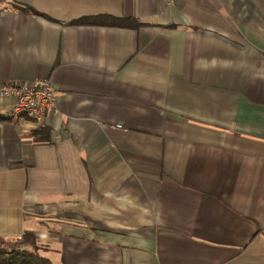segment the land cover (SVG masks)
Returning a JSON list of instances; mask_svg holds the SVG:
<instances>
[{
    "label": "crops",
    "instance_id": "crops-1",
    "mask_svg": "<svg viewBox=\"0 0 264 264\" xmlns=\"http://www.w3.org/2000/svg\"><path fill=\"white\" fill-rule=\"evenodd\" d=\"M111 16L125 27L76 25ZM0 240L52 264H264V0H0Z\"/></svg>",
    "mask_w": 264,
    "mask_h": 264
},
{
    "label": "built area",
    "instance_id": "built-area-1",
    "mask_svg": "<svg viewBox=\"0 0 264 264\" xmlns=\"http://www.w3.org/2000/svg\"><path fill=\"white\" fill-rule=\"evenodd\" d=\"M171 1L168 0L169 5ZM0 96L2 99H16L10 113L12 123L30 119L38 128L45 126L47 116L57 112L59 104L56 88L48 78H39L32 82L11 80L0 88Z\"/></svg>",
    "mask_w": 264,
    "mask_h": 264
},
{
    "label": "trees",
    "instance_id": "trees-1",
    "mask_svg": "<svg viewBox=\"0 0 264 264\" xmlns=\"http://www.w3.org/2000/svg\"><path fill=\"white\" fill-rule=\"evenodd\" d=\"M133 20L118 19L111 16H98L94 18H85L73 22L76 25H107L110 27H125L135 24ZM20 246L11 248H0V264H52L51 261L40 253V246L37 238L32 234H25L19 240Z\"/></svg>",
    "mask_w": 264,
    "mask_h": 264
},
{
    "label": "rangeland",
    "instance_id": "rangeland-1",
    "mask_svg": "<svg viewBox=\"0 0 264 264\" xmlns=\"http://www.w3.org/2000/svg\"><path fill=\"white\" fill-rule=\"evenodd\" d=\"M20 246V241L0 240V248H15Z\"/></svg>",
    "mask_w": 264,
    "mask_h": 264
}]
</instances>
